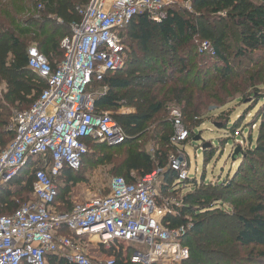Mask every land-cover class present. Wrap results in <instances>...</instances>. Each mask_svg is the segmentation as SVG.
I'll list each match as a JSON object with an SVG mask.
<instances>
[{"label": "trees", "instance_id": "16d2710c", "mask_svg": "<svg viewBox=\"0 0 264 264\" xmlns=\"http://www.w3.org/2000/svg\"><path fill=\"white\" fill-rule=\"evenodd\" d=\"M91 1L0 0V82L5 86L0 96V151L15 137L8 123L11 108L17 107L19 111L28 109L46 88V82L28 68L27 49L34 45L52 69H56L64 59L61 41L71 37V24L81 21L78 9H85ZM185 1L189 3L190 11L182 9L181 12H187L189 18L184 17L180 10L166 7L161 12L160 22H151L146 15H140L121 31L125 48L124 68L107 73L101 81H92L89 92L94 96L95 112L110 113L125 135L128 137L131 134L136 139L127 138L117 146L86 139L87 152L81 159V163L83 161L87 165L109 168V172L115 175L113 177H121L128 184L151 175L157 169H164L158 177V191L164 197H172L176 191L172 186L178 180L175 171L166 169L169 150L176 151L179 145L195 138L194 129L206 115L204 113L208 106H225L233 100L234 95L240 96L242 102L254 96L248 111L250 113L260 101H264V95L256 86L264 71V0ZM230 32L235 34L236 41H233L236 46H233ZM203 41L212 45L215 57L198 53ZM155 43L162 47L157 59L154 55L144 57L138 62L142 66L141 73L130 72L129 66L137 54L135 46L150 55L152 52L149 48ZM208 58L218 59L223 66L214 68L210 77L206 72ZM248 90L253 92L247 93ZM170 104L179 108L180 122L187 133L186 138L177 144L171 142L174 124L166 120V107ZM123 108H135L136 111L121 115L119 111ZM263 110L264 105L256 109L260 123H264ZM224 114L225 111L218 117ZM224 121L223 129L233 134L236 126L227 128L229 118L224 117ZM145 138H154L159 145L153 147L152 154L138 146V142ZM203 154L206 156V151ZM40 160L29 159L9 185H0V217L12 214L31 200L33 177L30 168ZM80 168L72 171L65 167L57 179L56 209L63 207L57 202L60 191H63V195L68 194L69 188L84 181ZM237 178L242 179L240 175ZM188 181L196 182L189 178ZM233 182H218L213 194H209L206 184H203L197 193L186 195L181 205L173 207L176 212L173 217L165 219L164 223L169 228L190 227L182 239V244L189 249V259L182 264H206L204 260L207 255L204 251L198 252L196 247L198 238H206V219L222 217L226 213L217 205L223 201L232 204L223 193L229 195L235 192ZM185 183L182 182V185ZM223 196L225 199H222ZM63 203L66 208L63 207L64 211L59 210V213H69L74 205L71 206L68 200ZM238 221L240 227L235 244L260 249L257 255L264 260V205L251 206L248 215H239ZM61 233L70 234L65 229ZM213 257L218 258L217 255ZM47 264L67 262L60 255L50 254L47 255Z\"/></svg>", "mask_w": 264, "mask_h": 264}, {"label": "built area", "instance_id": "2783aa9c", "mask_svg": "<svg viewBox=\"0 0 264 264\" xmlns=\"http://www.w3.org/2000/svg\"><path fill=\"white\" fill-rule=\"evenodd\" d=\"M174 6L173 0H92L78 9L81 21L72 23L71 37L61 41L64 59L56 69L35 46L27 49L28 68L46 88L28 109L13 112L15 137L0 151V185H9L29 159L41 160L30 168L32 199L0 217V264H47L50 254L67 264H182L189 259L182 239L190 227L164 223L179 206L158 191L164 169L133 184L112 177L105 195L74 204L69 213L56 212L54 205L57 179L65 167L79 170L86 139L107 146L127 139L110 113L95 112L89 92L92 81L124 68L121 31L140 15L160 22L161 12ZM198 53L216 55L208 41L199 45ZM179 118L172 114L173 144L187 136ZM169 161L179 181L188 179L185 165ZM63 229L70 234H62Z\"/></svg>", "mask_w": 264, "mask_h": 264}, {"label": "rangeland", "instance_id": "374dc122", "mask_svg": "<svg viewBox=\"0 0 264 264\" xmlns=\"http://www.w3.org/2000/svg\"><path fill=\"white\" fill-rule=\"evenodd\" d=\"M174 1L176 2L174 8L180 11L186 9L185 3L187 2L185 0ZM77 9L78 7H76ZM230 37L232 41H236L235 34L233 35L230 32ZM233 46H236L234 41ZM149 49L152 54L146 53V55L140 47L135 46L137 54L134 56L133 64L129 66L130 72L140 74L142 66L138 62H141L144 57L153 55L157 59L158 54L162 53V47L156 43L151 45ZM207 61L208 69L206 72L209 73L208 77L213 75L214 68L223 67L216 58H208ZM244 64L246 65V63ZM234 68L236 69L237 65ZM263 80L264 71L256 85L259 92L264 95ZM4 88V84L0 82V96ZM97 91L99 90L97 89ZM252 92L253 90L247 91V93ZM239 97L234 95L233 100L222 107L208 106L207 111L204 113L206 115L203 116L202 121L197 122V127L194 129L195 138L189 140L186 144L179 145L178 150L171 149L168 153L169 160L173 158L180 165H185L189 170L188 178L196 180L195 183L186 182L187 179L185 181L177 180L175 185L172 186V189L176 190L172 195V203L181 205L182 198L188 194L197 193L203 184H206L207 192L213 194L214 190L217 189L215 186L218 182L234 181L233 189H235V192L233 194L230 192L229 195L223 193L225 197L232 201V204L223 201L221 205H217L218 209H224L226 213L222 217L206 219L204 230L206 238L204 236L198 238L196 247L198 252L204 251V254L207 255L204 260L206 264H264V260H260L257 255L260 249L243 248L235 244L236 234L240 227L239 215L247 216L248 209L255 204L261 203L264 205V123H260L256 116L258 111L256 109L262 108L264 101H260L257 107L248 113L250 105L253 104L254 96H249V100L243 102L240 101ZM16 110H18L17 107L11 108V117L8 122L13 133L14 127L11 118ZM135 111V108H123L119 111V114H132ZM166 111V120L169 124L173 123V113L176 112L179 116L181 115L179 108L174 104L168 105ZM223 111H225L224 116L219 118L218 115ZM224 117L229 118L227 128L236 126L233 134L223 129V125L226 124ZM179 119L181 121V118ZM127 138L136 139L131 134H128ZM138 146L146 153L152 154L153 147L159 145L155 143L154 138H145L138 142ZM203 151H206V156ZM99 153L103 152L99 151ZM170 165L169 161L166 169L171 168ZM80 174L84 178L83 182L69 188L68 194L63 195V191L59 193L57 202L64 208H66L63 203L65 200H68L72 206L85 203L91 196L105 195L111 178L115 176L109 172V168H104L102 165H87L83 161ZM237 175H240L242 179H235ZM202 177L204 179L201 181ZM182 182L186 183L182 185ZM225 197L223 196L222 199H225ZM19 202L23 203L24 201ZM215 255L218 258L213 257Z\"/></svg>", "mask_w": 264, "mask_h": 264}, {"label": "crops", "instance_id": "0c3cea01", "mask_svg": "<svg viewBox=\"0 0 264 264\" xmlns=\"http://www.w3.org/2000/svg\"><path fill=\"white\" fill-rule=\"evenodd\" d=\"M173 2L176 4V2L173 0ZM186 4V3H185ZM59 210L64 211V209H55L56 212H59ZM97 254V253H96Z\"/></svg>", "mask_w": 264, "mask_h": 264}]
</instances>
